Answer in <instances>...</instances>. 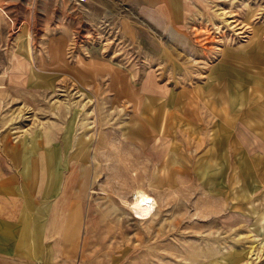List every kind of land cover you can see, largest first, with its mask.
<instances>
[{
    "label": "rangeland",
    "instance_id": "rangeland-1",
    "mask_svg": "<svg viewBox=\"0 0 264 264\" xmlns=\"http://www.w3.org/2000/svg\"><path fill=\"white\" fill-rule=\"evenodd\" d=\"M75 1L60 24L0 6V174L70 129L96 154L60 210L71 264H264V0H188L171 33Z\"/></svg>",
    "mask_w": 264,
    "mask_h": 264
},
{
    "label": "crops",
    "instance_id": "crops-1",
    "mask_svg": "<svg viewBox=\"0 0 264 264\" xmlns=\"http://www.w3.org/2000/svg\"><path fill=\"white\" fill-rule=\"evenodd\" d=\"M187 1L76 0L75 2L84 7L88 6L89 9L102 8L104 19L122 16L120 11L131 9L141 20L151 24L154 31L171 33L185 23ZM5 2L8 4L0 2V6L8 8L9 14L22 23H34L39 13L47 16L44 22L57 24L66 22L68 16L66 0H5ZM21 6L25 8L23 18L17 13ZM62 33L47 34V37L70 38L69 31L63 30ZM97 59L103 60L102 57ZM93 61L97 62L92 60L88 67L80 64L75 69L82 79L85 77L84 79L96 84V75L100 67L96 64L93 67ZM111 81V86L116 85L114 81L121 82L117 79ZM50 138L46 133L39 145L32 147V150L35 147L36 154L26 156L25 151H29L28 148L26 150L25 146L19 147L16 153L19 158L14 162L7 159L3 162L4 166L12 169L0 174V264H71L75 261L80 242V212H76V220L68 217L63 221L59 215L63 214L60 212L61 207L67 204L64 199H68L69 194L75 198V189L81 180L75 168L89 169L96 162V154L91 158L94 150L91 149L90 137H86L87 144L85 140L80 144L85 136L82 134L73 140L70 129L66 128L58 137ZM254 143L256 146L258 144V147H254L256 152H261L260 159H264V142L255 140ZM260 144L263 146H259ZM95 148L97 150V147ZM19 151L22 152L21 155H18ZM67 156L68 160H66ZM63 167L74 168L73 175H66L65 185H62L65 177L61 172Z\"/></svg>",
    "mask_w": 264,
    "mask_h": 264
}]
</instances>
